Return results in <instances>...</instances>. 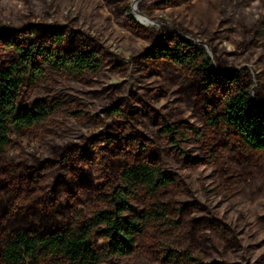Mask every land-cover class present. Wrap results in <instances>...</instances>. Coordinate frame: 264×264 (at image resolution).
<instances>
[{
  "label": "rangeland",
  "instance_id": "1",
  "mask_svg": "<svg viewBox=\"0 0 264 264\" xmlns=\"http://www.w3.org/2000/svg\"><path fill=\"white\" fill-rule=\"evenodd\" d=\"M124 1L0 0V34L29 28L39 35L58 30L79 37L102 58L96 74L81 78L49 75L25 90L23 105L60 103L63 114L26 137H12L5 163L17 172L39 171L58 147L115 135L119 118L114 113L121 109L152 141L155 155L177 179L178 188L163 193V201L194 207L191 215L171 218L172 229L149 230L131 258L103 264H198V260L203 264H264V154H253L234 139L233 150L217 166H188L160 136L159 118L189 123L208 136L204 120L208 102L184 72L142 59L153 55V42H161L164 34H177L203 45L215 69L247 72L254 96L262 87L259 94L264 99V0H175L168 9L160 7L165 0ZM125 7L130 12L124 16L136 22L140 35L125 26ZM137 15L148 18L150 24H139ZM12 61V54L0 47V67ZM214 138L217 144L224 143L217 132ZM187 151L192 157H204L199 144ZM53 185L50 178L47 188ZM225 189L230 192L223 193ZM61 204L48 193L36 206L53 215ZM86 208L82 204L85 218ZM218 227L225 228L230 238L225 239ZM164 249L189 254L195 261L167 262Z\"/></svg>",
  "mask_w": 264,
  "mask_h": 264
},
{
  "label": "trees",
  "instance_id": "2",
  "mask_svg": "<svg viewBox=\"0 0 264 264\" xmlns=\"http://www.w3.org/2000/svg\"><path fill=\"white\" fill-rule=\"evenodd\" d=\"M174 1L165 0L160 7L168 9ZM129 12L125 7L122 15ZM123 20L132 34H141L131 17ZM0 47L13 56L11 63L0 67V264H103L128 259L137 253L149 230L168 231L173 228L171 218L193 214L194 205L163 201V193L178 188L177 179L155 155L152 141L121 109L114 113L119 118L115 135L58 147L39 171L14 172L5 163L11 138L26 137L63 114L60 103L23 105L25 90L49 75L81 78L96 74L102 58L79 37L53 29L42 35L33 28L2 31ZM152 49L153 55L142 59L184 72L209 106L204 114L208 136L189 123L159 118V133L170 151L188 166H217L233 150L234 139L251 153L264 154V99L259 94L263 88L254 96L247 72L215 69L203 45L177 34H164ZM215 132L223 138L222 145L214 140ZM192 144L200 145L203 159L188 154ZM50 178L54 185L47 188ZM48 193L56 204L62 202L53 215L36 206ZM84 203L87 218L81 209ZM218 229L225 239L230 238L225 228ZM164 252L167 262L195 261L189 254Z\"/></svg>",
  "mask_w": 264,
  "mask_h": 264
},
{
  "label": "bare ground",
  "instance_id": "3",
  "mask_svg": "<svg viewBox=\"0 0 264 264\" xmlns=\"http://www.w3.org/2000/svg\"><path fill=\"white\" fill-rule=\"evenodd\" d=\"M137 20L139 22V24H141L142 26H147L150 24V20L146 17H142L137 15Z\"/></svg>",
  "mask_w": 264,
  "mask_h": 264
},
{
  "label": "water",
  "instance_id": "4",
  "mask_svg": "<svg viewBox=\"0 0 264 264\" xmlns=\"http://www.w3.org/2000/svg\"><path fill=\"white\" fill-rule=\"evenodd\" d=\"M185 39H188V38H185ZM188 40H191V39H188Z\"/></svg>",
  "mask_w": 264,
  "mask_h": 264
}]
</instances>
